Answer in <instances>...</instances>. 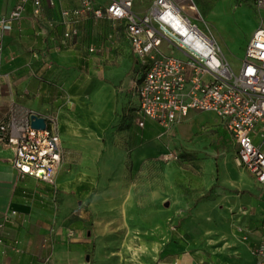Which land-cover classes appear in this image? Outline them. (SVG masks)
I'll use <instances>...</instances> for the list:
<instances>
[{"label":"crops","instance_id":"obj_1","mask_svg":"<svg viewBox=\"0 0 264 264\" xmlns=\"http://www.w3.org/2000/svg\"><path fill=\"white\" fill-rule=\"evenodd\" d=\"M83 1L40 0L35 17L28 0L3 36L0 123L57 118L61 164L53 182L23 175L0 144V264H256L264 185L242 173L237 149H213L224 142L216 116L190 112L165 132L140 114L146 65L124 23ZM202 1L172 0L191 18ZM20 2L0 0V18ZM151 3L134 0V13ZM204 120L217 125L207 149Z\"/></svg>","mask_w":264,"mask_h":264},{"label":"built area","instance_id":"obj_2","mask_svg":"<svg viewBox=\"0 0 264 264\" xmlns=\"http://www.w3.org/2000/svg\"><path fill=\"white\" fill-rule=\"evenodd\" d=\"M27 1L21 0L0 18V53L5 32L22 18ZM31 2L37 17L40 0ZM133 4L134 0H112L102 10L84 0L82 8L95 18L106 15L124 23L132 52L146 65L136 89L140 114L157 122L165 132L182 123L190 112L213 114L237 147L236 165L264 185V0H255L262 21L246 44L237 75L215 41L172 0H152L142 16L134 13ZM173 40L180 41L182 57L161 52L162 44ZM33 116L44 119L45 129L31 128ZM0 144L13 148V163L21 174L54 181L61 164L57 118L27 111L21 122H1ZM252 255L256 264H263L264 244L255 247Z\"/></svg>","mask_w":264,"mask_h":264},{"label":"rangeland","instance_id":"obj_3","mask_svg":"<svg viewBox=\"0 0 264 264\" xmlns=\"http://www.w3.org/2000/svg\"><path fill=\"white\" fill-rule=\"evenodd\" d=\"M196 7L200 19L194 18L193 22L208 33L219 47L234 74H239L246 44L262 21V13L256 8L255 0H216V3L203 0L200 4L196 3ZM172 42L176 45L174 40ZM185 51L189 53L187 50ZM209 114L210 116L213 115L203 113L201 116ZM204 122L198 134L203 136L204 140H207L205 141L207 149L208 142L214 135L217 125L212 124L209 120H204ZM225 132L228 134H225ZM220 134L224 142L216 143L213 147L214 150L217 149L218 145L230 150L237 149L233 145L230 133L225 128L220 131ZM239 169L242 173L248 174L244 168L239 167ZM263 191L259 189L260 193Z\"/></svg>","mask_w":264,"mask_h":264},{"label":"water","instance_id":"obj_4","mask_svg":"<svg viewBox=\"0 0 264 264\" xmlns=\"http://www.w3.org/2000/svg\"><path fill=\"white\" fill-rule=\"evenodd\" d=\"M176 46L178 47L179 40H175ZM30 126L34 130H43L45 129V121L43 118L33 116L31 117ZM39 175L42 176V173L39 172Z\"/></svg>","mask_w":264,"mask_h":264}]
</instances>
